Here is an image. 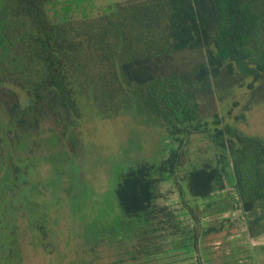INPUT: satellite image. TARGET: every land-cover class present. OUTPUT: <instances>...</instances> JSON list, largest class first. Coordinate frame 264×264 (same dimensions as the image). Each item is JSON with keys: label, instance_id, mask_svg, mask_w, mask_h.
Segmentation results:
<instances>
[{"label": "trees", "instance_id": "1", "mask_svg": "<svg viewBox=\"0 0 264 264\" xmlns=\"http://www.w3.org/2000/svg\"><path fill=\"white\" fill-rule=\"evenodd\" d=\"M53 1L0 0V264H20L17 219L38 206L28 191L37 138L46 133L63 142L84 106L102 117L129 115L178 141L177 147L165 143L167 156L162 152L156 163L141 160L120 174L115 193L125 215L149 220L158 212L161 229H179L168 206L154 202L157 183L170 178L193 221L175 243L198 251L224 223L203 227L201 216L212 200L199 208L186 194L208 198L227 181L250 216L249 235L263 234L264 138L217 114L207 127L198 94L209 92L225 67L229 75L251 77L253 99L264 102V0H139L62 20L46 12ZM183 48L205 49V61L177 69L173 53ZM209 131L216 163L178 174L189 161L188 135Z\"/></svg>", "mask_w": 264, "mask_h": 264}, {"label": "rangeland", "instance_id": "2", "mask_svg": "<svg viewBox=\"0 0 264 264\" xmlns=\"http://www.w3.org/2000/svg\"><path fill=\"white\" fill-rule=\"evenodd\" d=\"M134 1L139 0H57L46 5V12L53 20L78 19ZM204 52L205 49L197 48L177 50L173 64L180 70H192L205 61ZM251 81V77L229 75L225 67L220 68L218 76L211 79L210 91L198 94L200 113L207 127L212 128L217 114L224 123L264 138V102L253 99L252 89L248 88ZM253 86L258 88L260 82L254 81ZM82 110V118L67 130L63 142L43 133L37 138L39 146L29 155L28 191L32 204L38 206H31L28 215L17 219L20 264L157 263L160 258L154 254H148L147 263L143 261L147 249L141 246L163 254L164 247L175 245L176 235L171 234L168 224L161 229L162 217L158 212L149 220L145 216L125 215L115 187L124 170L141 160L156 163L162 152L167 156L165 143L177 147L178 141L172 140L163 128L145 126L126 114L102 117L89 107ZM210 132L188 135L185 148L189 161L178 169V174L205 162L216 163ZM156 192L159 197L155 204L168 206L179 226L175 230L184 236L192 220L172 179L159 181ZM186 199L199 208L211 199L212 205L201 216V223H224L218 231L206 235L201 244L207 263L264 264V233L249 235L250 216L242 210L231 184L225 181V187L208 198L186 194ZM174 253L165 255L166 260L188 262L185 253Z\"/></svg>", "mask_w": 264, "mask_h": 264}, {"label": "crops", "instance_id": "3", "mask_svg": "<svg viewBox=\"0 0 264 264\" xmlns=\"http://www.w3.org/2000/svg\"><path fill=\"white\" fill-rule=\"evenodd\" d=\"M205 202L206 201H204L203 204ZM159 205H162V203H160ZM192 223H193V221L191 222V225H192ZM191 225L189 226L190 228H191ZM201 225L203 227H205V226H207V223L206 224H204V223L202 224L201 223ZM173 228H174L173 226H170L171 234H175L176 235V238H173V239H175L174 241H180V240H182V237L183 236L180 234L181 232L180 231H176L175 228L174 229ZM173 239H171L170 241H172ZM204 241L205 240H202L198 244V246H199L198 251L195 250V249H192L191 247H187L185 245H180V244L177 245L176 243H174L175 245H170V246L164 247L166 250L165 249L164 250L161 249L162 251H166V253H163V254L161 253V251L153 250L152 253H150V255L151 254H154L156 256H159L160 260L155 259V260H157V263L154 261L153 263H150V264H180V263H173L170 260H166V258H165L166 256L165 255H167V254H173V251L175 252L174 254H176L178 252L179 253H185L186 257L188 258V262H186L185 264H211V263H207L208 258H207V255H206V251H204V247L201 246V244L204 243ZM147 256H149V255H146L145 257L143 256V261H145V263H147V261H149V259H150L149 258V259L146 260V257ZM158 261H160V262H158ZM125 263H127V264H133V261L132 262L129 261V262H125ZM136 264H139V263L136 262Z\"/></svg>", "mask_w": 264, "mask_h": 264}]
</instances>
